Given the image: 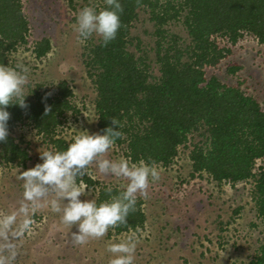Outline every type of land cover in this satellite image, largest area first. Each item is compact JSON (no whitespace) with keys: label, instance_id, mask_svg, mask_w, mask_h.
<instances>
[{"label":"rangeland","instance_id":"rangeland-1","mask_svg":"<svg viewBox=\"0 0 264 264\" xmlns=\"http://www.w3.org/2000/svg\"><path fill=\"white\" fill-rule=\"evenodd\" d=\"M86 5L101 10L105 0H22L23 13L29 23L28 44L19 45L9 57V64H23L29 68V85L25 91L43 86L51 96L66 81L73 91L72 102L76 111L69 112L57 131L69 145L74 137L87 129L99 132L96 110L97 88L86 65L89 48L100 43L93 36L82 42L76 32L75 14ZM186 13L169 22L164 29L179 38V46L191 44L184 24ZM51 42V51L37 58L34 47L43 39ZM217 42L231 52L215 67L205 68L207 78L217 77L223 84L238 87L255 98L264 111V44L250 33L233 44L224 37ZM155 25L150 10L141 7L134 20L128 50L137 56L146 54L150 65L151 80L160 77L157 63ZM240 67L231 73L233 67ZM9 134L29 154L26 166L8 164L0 157V264H109L114 254L108 245L136 234L134 264H249L264 243V220L256 204V179L264 170V158L255 162L256 177L232 183L215 181L208 173H193L191 152L195 147L210 148L207 128L202 127L189 135L187 142L178 149V155L168 165H157L159 179L151 183L147 196L138 195L146 215L144 227L135 231L117 233L110 228L102 238L90 239L85 245L72 242L75 227L62 223L61 213L52 211L50 201L59 199L54 191L38 201L31 211V202L23 197L21 173L40 160V152L56 151L51 140L24 122ZM126 145H114L105 158L130 159L125 154ZM130 163H132L130 161ZM88 174L99 185L83 186L82 199L98 198L101 186L124 190L128 180L99 171L96 161L88 166ZM29 205L30 229L21 228L25 219L20 211ZM63 207V200H59ZM16 213L11 225L4 217Z\"/></svg>","mask_w":264,"mask_h":264},{"label":"trees","instance_id":"trees-1","mask_svg":"<svg viewBox=\"0 0 264 264\" xmlns=\"http://www.w3.org/2000/svg\"><path fill=\"white\" fill-rule=\"evenodd\" d=\"M71 3L73 0H69ZM121 28L106 46L100 41L89 48L86 65L97 88L98 130L115 117L122 125L123 139L114 145H126L132 163L155 161L168 166L178 155L189 135L207 128L210 148L195 147L191 152L193 173H208L215 181L237 183L256 177V160L264 158V111L260 103L238 87L223 84L217 77L207 78L205 68L217 66L231 52L217 42L224 37L236 44L245 32L264 44V0H121ZM107 6V5H106ZM105 6V7H106ZM150 10L155 25V52L160 77L151 80L148 56L128 50L130 33L137 11ZM186 13L184 24L191 44L179 46V38L164 27ZM29 23L22 0H0V63L19 45L28 44ZM45 38L36 43L34 54L45 57L51 51ZM240 67L230 69L236 73ZM72 89L64 81L51 96L43 86L26 98L27 108L10 105L9 132L28 122L49 138L56 151L68 144L57 138V131L69 112L76 111ZM46 109H50L46 113ZM0 157L8 164L26 166L29 154L10 134L0 141ZM78 183L95 187L99 183L88 172ZM101 186L97 203L123 191L112 187L111 194ZM256 204L264 220V170L256 179ZM146 215L137 200L127 223L115 228L117 233L144 227ZM249 264H264V243Z\"/></svg>","mask_w":264,"mask_h":264},{"label":"clouds","instance_id":"clouds-1","mask_svg":"<svg viewBox=\"0 0 264 264\" xmlns=\"http://www.w3.org/2000/svg\"><path fill=\"white\" fill-rule=\"evenodd\" d=\"M106 7L97 10L86 5L75 14L76 32L82 42L93 36L100 38L103 45L117 37L121 28L123 6L121 0H105ZM29 68L23 64L0 63V141L9 135L10 105L27 108L26 87L29 85ZM50 109H46V113ZM122 125L115 117L102 132H89L87 129L74 137L72 143L61 151L46 150L40 152V160L34 167L24 170L20 179L23 181V197L31 202V211L38 207V201L54 191L59 199L50 201L51 209L61 213L64 225L74 226L72 242L85 245L90 239L105 236L110 228L127 223L130 212L135 211L138 195L146 197L149 185L159 179L155 161L140 160L130 163L128 159L110 160L105 155L118 139H123ZM96 161L99 171L110 173L115 177L127 178L128 183L123 191L110 195L109 199L97 203L95 199H82L83 186L77 178L86 174L88 166ZM109 194L112 187H106ZM59 200H63L61 207ZM21 212L25 219L21 228L29 230L31 219L29 205H22ZM16 213L4 217V222L11 225L15 222ZM136 234L130 233L125 240L108 245L112 254L109 264H134Z\"/></svg>","mask_w":264,"mask_h":264}]
</instances>
